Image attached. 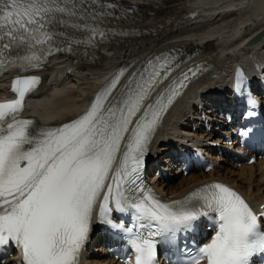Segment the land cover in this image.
Returning a JSON list of instances; mask_svg holds the SVG:
<instances>
[{"label":"bare ground","instance_id":"obj_1","mask_svg":"<svg viewBox=\"0 0 264 264\" xmlns=\"http://www.w3.org/2000/svg\"><path fill=\"white\" fill-rule=\"evenodd\" d=\"M120 6H130L139 14L133 29L136 33L149 31V36L123 43L111 51H104L94 64L62 57L55 59L43 73V84L31 103V113L36 117L39 130L60 127L73 122L86 109L91 97L98 90L102 76L111 72L119 64L141 65L164 51L183 48L195 51L199 61H208L212 71L195 89L190 100L185 101L172 114L168 130L172 134L167 140L157 141L155 154L168 151L173 140L185 134H194L196 128L207 125L211 133L200 137L217 135L214 131L215 119L225 112H232L228 97V77L235 65H246L264 58V38L258 48H247L249 38L257 32L264 35V0H111ZM194 8L202 13L195 23L184 21L186 10ZM16 79L15 73L6 74L0 80V95ZM44 123V124H42ZM42 124V125H41ZM214 134V135H213ZM208 139V138H206ZM35 145L50 144L49 135L37 134L32 137ZM221 143L220 138H215ZM173 155L162 154L159 158V171L153 181L161 192L173 198L187 196L193 188L207 181H223L230 184L254 202L264 201V163L236 167L226 158L211 156L212 170L209 173L191 172L181 175ZM80 171L73 168L57 179L51 187V195L39 193L36 188L13 199L3 200L2 213L16 214L30 221L35 229H41L62 206L72 191L75 177ZM181 173V174H180ZM165 177L169 180L166 183ZM165 181V182H164ZM87 253L88 264H117L106 255L105 250L94 246ZM13 264V263H9Z\"/></svg>","mask_w":264,"mask_h":264},{"label":"water","instance_id":"obj_2","mask_svg":"<svg viewBox=\"0 0 264 264\" xmlns=\"http://www.w3.org/2000/svg\"><path fill=\"white\" fill-rule=\"evenodd\" d=\"M259 38H260V37H259ZM259 38H258V39H259ZM255 41H256V40H255ZM252 43H253V42H252Z\"/></svg>","mask_w":264,"mask_h":264},{"label":"rangeland","instance_id":"obj_3","mask_svg":"<svg viewBox=\"0 0 264 264\" xmlns=\"http://www.w3.org/2000/svg\"><path fill=\"white\" fill-rule=\"evenodd\" d=\"M227 160V159H226Z\"/></svg>","mask_w":264,"mask_h":264}]
</instances>
